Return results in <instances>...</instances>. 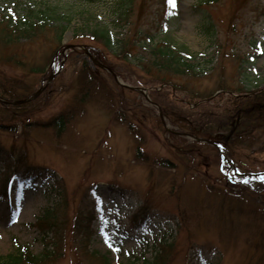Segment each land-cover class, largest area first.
<instances>
[{
    "label": "rangeland",
    "instance_id": "374dc122",
    "mask_svg": "<svg viewBox=\"0 0 264 264\" xmlns=\"http://www.w3.org/2000/svg\"><path fill=\"white\" fill-rule=\"evenodd\" d=\"M13 1L70 14L65 15L69 20L64 18L69 28L62 40V47L68 48H61L51 64L48 57L57 43L50 32L19 45L28 62L44 65V71L27 77L31 88L52 78L41 96L25 106L22 125L16 121L0 129L8 159L0 162V257L23 251L40 256L52 247L57 231L66 234L68 251L52 264H98L94 252L111 264L151 258L164 238L175 239L176 254L168 264H264V234L257 230H264V154L254 153L264 147V132L256 129L254 137L235 143L244 151L237 148L228 154L222 147L236 170L211 146L203 145L200 156L181 154L178 147L193 139L178 134L182 129L164 110L162 122L153 103L156 89L170 94L171 86L146 83L150 76L139 63L149 46L164 39L195 57L198 74L180 81L201 96L213 94L220 83L263 91L264 0L209 5L204 0H175V8L157 1L143 8V17L135 7L134 19L154 36L147 42L141 39L125 59L106 50L89 32L113 19L118 0H0V13ZM208 19L214 25L210 33ZM112 27L114 32L124 30ZM88 46H100L94 55L114 67L121 81L148 88L151 100L121 87L107 69L95 67L85 51ZM83 60L96 70L100 84L80 82ZM57 67L59 72L53 74ZM5 70L8 75L26 72L21 67ZM173 94L187 101L184 92L173 89ZM224 105L219 98L205 107L218 112ZM67 109L75 114L59 132L49 121ZM171 130H177L175 136ZM246 172L259 175L241 174ZM142 203L151 219L146 227L135 228L132 215ZM80 209L90 224L83 231L87 242L78 239L76 246L72 223ZM48 215L55 217L53 232L44 223Z\"/></svg>",
    "mask_w": 264,
    "mask_h": 264
},
{
    "label": "trees",
    "instance_id": "16d2710c",
    "mask_svg": "<svg viewBox=\"0 0 264 264\" xmlns=\"http://www.w3.org/2000/svg\"><path fill=\"white\" fill-rule=\"evenodd\" d=\"M157 1L167 7L168 0H118L113 19L104 25L97 24L92 30H89L91 32L90 37L101 42L106 50L120 54L125 59L126 56L135 52L133 49L139 45L141 39L147 42L152 40L154 36L150 28L145 27L142 29L140 22L134 19L135 7H139L137 14L141 10V16L143 17V8L147 6L150 8ZM217 1L204 0L203 3L209 5ZM13 3L11 7L5 9V12L0 13V97L9 100L24 98L34 92L35 90L31 88L27 77L31 76L32 73L44 71V65L41 63H30L27 61L26 54L19 49V45L36 39L42 33L50 32L55 43H57L48 57V64H51L52 60L59 54L60 49H63V36L69 28V21L64 18H68L65 15L70 14L67 12L60 13L59 9L52 6L22 5L19 1ZM207 23L208 27H206V30L209 31L214 25L210 23L209 19ZM113 24L114 26H122L124 30L114 32L115 27H112ZM213 33L214 31L211 33L212 36L216 34ZM78 35L77 33L75 36ZM149 47L150 49L144 52V56L140 57L139 62L141 68L150 76V81L146 83L171 86L170 94L164 93L162 89H156L153 94L164 112L170 115L171 121L178 125L182 131L193 133L201 138H209L221 144L226 151L228 148V154L237 152V148L244 151L242 147L234 146L236 142L243 143L242 140L246 138L244 136H250L248 137L249 140L254 137L256 129L261 128V131L264 132V90L251 91L243 86L230 87L220 83L219 88L213 94L201 96L189 86H185V81H180L182 77L197 75L199 72L196 69L198 65L195 63V57L186 51L184 46L173 45L163 39ZM100 49V46H97V48L91 47L93 52H98ZM97 57L103 61L98 55ZM7 66L14 69L21 67L26 72L24 74L8 75L5 70ZM78 71L80 75L78 78L83 85L92 84L95 86L101 83L97 73L89 67L85 60L81 62ZM177 80L180 82H177ZM173 88L184 92L187 102L180 98L181 95L175 96ZM216 91H219V93L215 94ZM88 92L90 91L86 93ZM219 98L225 101L221 111L215 112L205 107L209 102ZM29 104L31 103L5 105L0 102V107L2 108L0 109V128L16 121L24 123L26 121L25 116H27L24 114V108ZM192 104L194 105L192 109L187 110L184 107H191ZM19 110L20 113H18ZM73 112L71 109L61 110L49 122L60 132L75 114ZM222 130H226L227 133ZM173 136H175V133H173ZM258 138L260 137L257 136L253 140L257 142ZM246 144L251 146L249 143ZM203 145L211 146V148L216 150L212 143L193 140L190 145L178 147V151L181 154L195 153L200 156L202 155L200 149ZM6 153V149L0 146V162L8 160L6 159ZM254 153L264 154V147L261 145ZM260 209H263L264 215V208ZM85 215L86 212L83 209L74 213L72 240L76 246L78 239L83 244L87 242V239L83 237V231L88 230L90 223L86 222ZM150 217L149 209L146 206L143 207L142 203L132 215L131 220L135 227L142 228L148 223ZM54 218L48 215L44 221L46 225L52 228V232L55 226ZM262 229L257 230L264 234ZM64 230L66 231V228ZM54 237L55 240L52 241V247L50 249L46 248L40 256L35 257L29 251H23L7 259L0 257V264H52L59 258L66 256L68 251L66 234L56 231ZM168 241L169 239H164L159 243V247L155 250L151 259L135 258L127 264H168L174 259L176 254V251H174L175 239L172 238L171 241ZM50 242L51 240L48 244ZM85 253L83 251L84 256L86 255ZM28 254L31 255V258H28L29 260L24 259ZM97 254L99 253L94 252L92 256L98 264H111L105 255L100 258L99 256L97 257Z\"/></svg>",
    "mask_w": 264,
    "mask_h": 264
},
{
    "label": "water",
    "instance_id": "95a60500",
    "mask_svg": "<svg viewBox=\"0 0 264 264\" xmlns=\"http://www.w3.org/2000/svg\"><path fill=\"white\" fill-rule=\"evenodd\" d=\"M91 58H92V60H94V61H96L97 63H99V62L97 61V59L94 58L92 55H91ZM101 65H102V64H101ZM102 66H104V65H102ZM133 88L136 89V90H138V91H140V92H142L143 94L147 95V94H146V93H147V88L138 87V86H135V87H133ZM42 89H43V88H40L39 90H37L36 92H34V93H33L30 97H28V98L20 99V100H15V101H12L11 103L19 104V103H23V102H26V101L32 100V99L36 98V97L39 95V93L42 91ZM5 102H9V101H5Z\"/></svg>",
    "mask_w": 264,
    "mask_h": 264
},
{
    "label": "snow or ice",
    "instance_id": "6c2138e0",
    "mask_svg": "<svg viewBox=\"0 0 264 264\" xmlns=\"http://www.w3.org/2000/svg\"><path fill=\"white\" fill-rule=\"evenodd\" d=\"M168 3H169L173 8L176 7L175 0H168ZM110 246H111V245H110Z\"/></svg>",
    "mask_w": 264,
    "mask_h": 264
}]
</instances>
